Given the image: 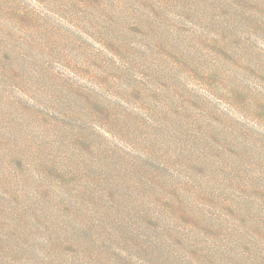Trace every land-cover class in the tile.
<instances>
[{"label": "rangeland", "instance_id": "rangeland-1", "mask_svg": "<svg viewBox=\"0 0 264 264\" xmlns=\"http://www.w3.org/2000/svg\"><path fill=\"white\" fill-rule=\"evenodd\" d=\"M0 39V264H264V0H0Z\"/></svg>", "mask_w": 264, "mask_h": 264}, {"label": "trees", "instance_id": "trees-1", "mask_svg": "<svg viewBox=\"0 0 264 264\" xmlns=\"http://www.w3.org/2000/svg\"><path fill=\"white\" fill-rule=\"evenodd\" d=\"M2 45H3V41H2V39H0V67H1V64L2 63H5V61H8L11 58V57H9V53H14V54L18 53V52H13V51L5 50ZM26 58L30 60L29 57H26ZM5 70H6L5 72H0V74L2 76L6 77V78H10L11 77L10 75L13 74V71L8 70L6 68H5ZM68 88L70 90H72L73 94H75V95H78V94L83 95V98L86 101L88 100V102L90 103L91 106L92 105H96L100 109L103 106L104 107V111H102L103 113L100 112V111L95 110V114L94 115H96L97 118H104V120L107 121L108 123L110 121H112V113H110V108L108 109V106L105 104V102L103 100H100L95 95H92L89 92H87L84 89V87H81V86H78V85H75V84H68ZM77 116L78 115H76L75 110H72L65 117H67L69 120L76 121V117ZM57 126H58V121L57 120H56L55 123H50V129H52V130L57 129ZM69 126L72 127L71 124L68 125V126H65L66 128H63L60 131V133L62 134V136L65 135L66 141H68L70 143L71 142L72 143H75V141H76L79 144L76 147H74L72 149H69L68 151L70 152L71 150H74L78 146L83 145L84 142L86 141V139L90 140L91 139V136L89 137V135H85L87 129L86 128H82L81 129L80 127H78V129H80L79 132H78V130H76L77 133H75L74 130H73V133L75 134V136H74L72 133H69L67 131V129H68ZM15 133H16V131H15ZM15 133H14V130H5L4 128L3 129H0V157L6 155L7 152L10 153L11 148H10V143L9 142H10V139H12V137L15 135ZM57 145L58 144L56 142H52V143H50L48 145V147H57ZM69 145H72V144H69ZM6 146H7V148H5ZM12 147L13 148L15 147V149L17 150L16 151L17 153H22L23 152V149L18 144V142H17V144L13 145ZM2 150H4V152H2ZM50 151L52 152V148L50 149ZM27 153L32 154V153H35V151L31 149V150H27ZM16 164H20V162L18 161ZM61 173H63L62 175H68V174H66L64 172H61ZM121 228L125 232L126 231H130V234H131L132 224L127 225V224L123 223V224H121Z\"/></svg>", "mask_w": 264, "mask_h": 264}]
</instances>
